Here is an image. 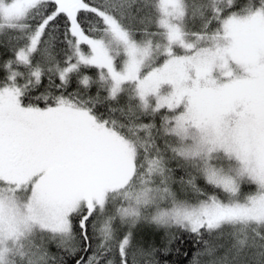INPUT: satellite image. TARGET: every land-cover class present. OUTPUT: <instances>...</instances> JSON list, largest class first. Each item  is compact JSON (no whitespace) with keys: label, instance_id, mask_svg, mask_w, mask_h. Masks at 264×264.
Segmentation results:
<instances>
[{"label":"snow or ice","instance_id":"snow-or-ice-1","mask_svg":"<svg viewBox=\"0 0 264 264\" xmlns=\"http://www.w3.org/2000/svg\"><path fill=\"white\" fill-rule=\"evenodd\" d=\"M173 254L264 264V0H0V264Z\"/></svg>","mask_w":264,"mask_h":264},{"label":"trees","instance_id":"trees-1","mask_svg":"<svg viewBox=\"0 0 264 264\" xmlns=\"http://www.w3.org/2000/svg\"><path fill=\"white\" fill-rule=\"evenodd\" d=\"M180 259H184V264H188L190 257L189 258H182L180 256L173 254L172 259L170 261H168L167 264H174L175 261L180 260Z\"/></svg>","mask_w":264,"mask_h":264}]
</instances>
